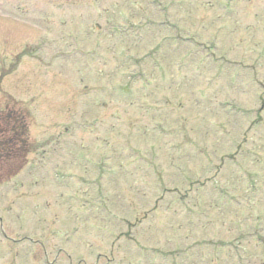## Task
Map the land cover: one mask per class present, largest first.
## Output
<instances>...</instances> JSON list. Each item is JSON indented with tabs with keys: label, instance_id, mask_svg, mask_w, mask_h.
I'll return each instance as SVG.
<instances>
[{
	"label": "rangeland",
	"instance_id": "rangeland-1",
	"mask_svg": "<svg viewBox=\"0 0 264 264\" xmlns=\"http://www.w3.org/2000/svg\"><path fill=\"white\" fill-rule=\"evenodd\" d=\"M11 107L0 264H264V0H0Z\"/></svg>",
	"mask_w": 264,
	"mask_h": 264
},
{
	"label": "trees",
	"instance_id": "trees-1",
	"mask_svg": "<svg viewBox=\"0 0 264 264\" xmlns=\"http://www.w3.org/2000/svg\"><path fill=\"white\" fill-rule=\"evenodd\" d=\"M29 151L27 115L19 110L0 113V185L23 169Z\"/></svg>",
	"mask_w": 264,
	"mask_h": 264
}]
</instances>
